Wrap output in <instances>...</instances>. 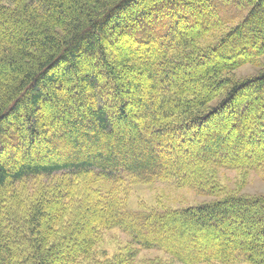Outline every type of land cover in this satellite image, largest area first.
<instances>
[{
	"label": "trees",
	"instance_id": "16d2710c",
	"mask_svg": "<svg viewBox=\"0 0 264 264\" xmlns=\"http://www.w3.org/2000/svg\"><path fill=\"white\" fill-rule=\"evenodd\" d=\"M263 58L264 0H0V264H80L115 228L129 241L103 264H264V195L128 206L139 184L219 196L220 169H264ZM251 63L257 74L235 77ZM47 104L62 127L39 119ZM226 114L231 129L205 135ZM146 249L169 259L139 261Z\"/></svg>",
	"mask_w": 264,
	"mask_h": 264
},
{
	"label": "rangeland",
	"instance_id": "374dc122",
	"mask_svg": "<svg viewBox=\"0 0 264 264\" xmlns=\"http://www.w3.org/2000/svg\"><path fill=\"white\" fill-rule=\"evenodd\" d=\"M225 31L226 30H223L221 34L224 33ZM136 53L138 54L139 52L136 51ZM261 61H263L262 63H264V58ZM213 62L215 61L213 60ZM85 67L86 69L88 68L85 73L89 74L91 72L89 70L90 66L87 64L85 65ZM259 68L260 67L258 64L256 65L254 63H251L248 65L239 67L238 69L234 70L233 73L235 77L237 78H246V77H250L252 75L257 74L259 71ZM129 79L131 78L129 77ZM67 103H69L68 105L70 106L74 105L73 99H70V101H68ZM47 106L50 107L47 104L46 107H42L41 109H39V119L41 120L43 119L46 121L50 120L49 122L53 125V128L62 127L61 122H59V120L54 121V123L52 122L53 120H51V117H50L51 110L50 108L48 109ZM19 119H20L19 125L25 126L24 116L21 115ZM219 119H220L219 129L212 128L209 125L208 128H205L203 130L205 132V135L206 134L208 135L210 131H222L223 132V131H228L231 129V128L230 129L228 128L227 130H225L228 126L231 125L232 119L229 117V115L226 114L225 116H222ZM10 124L11 125L8 126V129H10L11 131H14L13 129H15L17 122L10 121ZM18 139L20 140L19 141L20 147L23 149V151H26L27 149L29 150L28 139H26L22 135H18ZM258 139L263 142L261 145H259L258 144L259 140H257L256 143L258 145L257 144L256 145L259 146V148L264 150V139H261V138H258ZM39 142L36 143V145H34L35 147L34 149L33 148L30 149V153L33 157L40 156L39 152H44L43 154L47 156L48 154L47 152L50 150L49 148H51L49 147V143L46 140H42ZM192 145L193 143L186 142L184 144L185 152H183V154L177 158H171L172 164L177 163V161L188 160L189 158L188 152L193 148V146L194 147L196 146L195 144L193 146ZM173 146L175 145L173 144ZM196 148L200 149L199 146ZM127 149L128 148H126L125 150ZM170 149H171L170 147H166L165 151L168 152ZM233 151L234 152H231V154L235 155V149H233ZM51 152L53 151L51 150ZM5 153L7 152L5 151ZM21 155L22 153H18L16 155L14 154V158L19 159L21 158ZM135 155H138V154L136 153ZM243 156H245V154L241 153L240 155L238 154L235 158H244ZM160 158H162V155L157 152L156 159L158 161H155L154 163L157 164L161 162ZM218 172H219V175H218L219 181L223 188V193L219 196L198 195L189 188L178 187L175 181L158 182L153 185L139 184V185L132 187L131 191L129 192L130 193V196L128 198L129 209L134 210V211L143 210V209L157 210V211H163V210H169V209L174 210V209H183V208H188V207H196V206H200L206 203H211L215 201L216 199H219V197H222L225 194L233 193V194L244 195V196L264 195V169L249 171L245 177H243V173H241L240 171L233 170V169H220ZM230 217L232 219L230 221H233V222L231 225L229 222L228 232H227L228 235L230 234L231 231L235 232V221L238 219V218L235 219L236 218L235 214H231ZM176 232H177L176 228L161 229L160 227H152L151 229V235H154L157 237L163 236L167 238L168 240H170L171 242L175 241V243L177 242ZM244 233L245 232L243 231H237L236 235L241 238L245 235ZM128 241H129V237L127 236V234L123 233L118 228H115L112 230H102L101 234L97 238L96 244H94L93 253L92 255L89 256V260L81 262L80 264H100V263L103 264L106 259L113 258L119 252L120 249L125 247ZM229 241H231V239ZM184 248L189 249L190 246L188 244L187 245L185 244ZM144 259L167 260L169 259V257L161 250H158V249L147 250L146 249V250H141L138 256L139 261L144 260Z\"/></svg>",
	"mask_w": 264,
	"mask_h": 264
}]
</instances>
